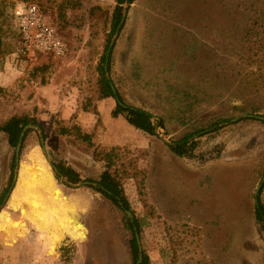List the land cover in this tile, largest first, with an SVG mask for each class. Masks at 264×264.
Listing matches in <instances>:
<instances>
[{
	"label": "rangeland",
	"instance_id": "obj_1",
	"mask_svg": "<svg viewBox=\"0 0 264 264\" xmlns=\"http://www.w3.org/2000/svg\"><path fill=\"white\" fill-rule=\"evenodd\" d=\"M81 1V8L71 9L68 0H0V125L25 111L40 122L28 84L34 88L55 72L67 87L80 89L82 107L94 113L98 67L109 47L116 0ZM248 1L134 0L128 8L108 76L126 104L164 122L157 136L146 135L152 139L146 147H122L115 159L133 220L89 187L93 184L69 187L57 178L41 146L43 135L51 160L64 162L48 125L38 124L41 132L27 130L32 131L20 150L14 185L16 149L0 131V264H19L17 225L23 220L30 223L25 228L29 237L44 230L35 228L33 220L69 232L74 239L65 243L75 248L65 255L66 263L135 264L127 218L138 221L142 253L150 264H264V232L255 200L264 178V119L232 121L243 114L264 117V88L241 81L252 66L242 65L236 54L240 45L234 36ZM20 2L42 7L68 44L66 57L25 55L12 21ZM95 6L100 9L92 14ZM240 103L258 111H236L234 105ZM191 132L198 141L192 158L176 155L161 139L174 142ZM80 174V183H93L101 175L95 170ZM259 200L264 204V184Z\"/></svg>",
	"mask_w": 264,
	"mask_h": 264
},
{
	"label": "trees",
	"instance_id": "obj_2",
	"mask_svg": "<svg viewBox=\"0 0 264 264\" xmlns=\"http://www.w3.org/2000/svg\"><path fill=\"white\" fill-rule=\"evenodd\" d=\"M131 3L134 0H130ZM4 2V0H1ZM69 6L71 9H78L82 7L81 0H68ZM126 0H116V6L112 13L111 18V28L107 38V47L112 36L115 34L118 24L120 23V19L122 17V11ZM243 12L245 16L241 23L238 25L235 34V43L240 45L239 50L236 52L239 61L243 63L251 69L246 70L241 75L242 79L247 81V83L253 87H256L258 90L264 88V0H249L247 6H245ZM100 9L98 6L91 8V13L94 14L96 10ZM1 14V11H0ZM60 33V32H59ZM2 46L3 41L0 37V54L2 53ZM110 61L106 66V55L102 57L101 64L98 67L99 77H98V90H99V99L113 97L116 100L121 101L125 106L117 103L115 109L113 110V116H118L122 114L125 116L127 121L133 125L136 129L141 130L150 135H158L156 132V127L159 126L161 128L164 127V122L160 120H155L154 115L149 111L126 104L124 98L119 94L118 91L114 92L112 89V84H114L113 80L108 76V72H110ZM249 108L247 104L240 103L235 104L234 109L240 112H257L258 108L253 106ZM83 110L90 111L89 107L86 105L83 106ZM93 112L98 114L99 112L94 105ZM220 120H217L212 123V125H217ZM27 124H36L38 125V121L30 117V115H13L9 120L5 121L0 125V131L4 132L8 136L9 144L17 149L21 133L24 127ZM74 129L78 133V138L88 143V145L94 148V158L99 161H104L106 163L105 170L101 173L100 178L97 181V186L89 185L90 188H93L95 191L101 193L105 196L112 204L117 206L118 208L125 210L131 209L129 200L124 192L123 185L121 182L122 176L119 175V169L114 168L115 159L119 157L118 150H120V146L114 147H105L101 145H96L92 141V136L87 133H83L82 130L77 127L73 126ZM32 130L26 132L23 144L21 148L24 147V142L28 134ZM68 132V130H64ZM196 132H191L185 134L179 140L174 141L173 145H169L170 149L178 156L192 158L194 157L195 150L198 145L197 140H192L193 136ZM20 155V154H19ZM16 167V156H14L13 161L11 163V177L10 181L12 182L14 178V170ZM125 170V169H124ZM123 174L128 175L126 172ZM65 176L73 183L81 182V174L75 170L72 166L66 165L64 162L57 164V178L60 176ZM124 176V175H123ZM260 208L256 211L257 220L260 223L261 230L264 232V204L260 202ZM129 227L133 233V238L130 241V251L135 264H138L139 260V247L137 243V239L135 236L136 230L134 229V224L137 226V231L140 232V225L138 221L135 219L134 223L130 222ZM70 242V241H69ZM73 243H67L65 246L62 247V250L65 252V255H71L74 250ZM140 264H150L149 258L146 254H144L143 259Z\"/></svg>",
	"mask_w": 264,
	"mask_h": 264
},
{
	"label": "crops",
	"instance_id": "obj_3",
	"mask_svg": "<svg viewBox=\"0 0 264 264\" xmlns=\"http://www.w3.org/2000/svg\"><path fill=\"white\" fill-rule=\"evenodd\" d=\"M65 81L66 79H63L61 75L55 72L47 77L46 82L40 81L36 83L34 88H31L30 84H28L27 89L33 92L32 104L34 109L37 108L36 115L40 119V122L37 119L40 126L44 124L54 128V133L58 140V151L61 152V158L66 165L72 166L79 173L87 171L93 173L95 170V172L100 174L106 168L104 161L94 158V148L74 136L73 126L79 127L83 133L91 134L92 141L96 145L105 147L133 148L143 146L144 148L147 146V140L152 142V139L146 138V135L151 136L150 134L136 129L127 121L124 115L113 116V110L117 104L113 97L95 100V106L99 112V115H95V113L83 110L79 100L80 89L76 86L67 87V82L64 83ZM63 84H65L64 89ZM28 112L25 111L19 113V115H30ZM33 113L35 112L33 111ZM60 124L62 127H60ZM64 130H68V132ZM46 146L47 149L50 148L48 140ZM82 153H85L86 156ZM162 158L164 163V157ZM52 174L53 172L51 171ZM81 177L84 178L82 174ZM13 190L14 188L12 192ZM19 222L21 223L17 225L21 234L18 237L20 238L18 239L20 251L17 253L19 264H22L23 260V264L74 263H66L64 261L65 252L61 249L65 246L66 239H74L69 232H63L60 227L46 228L41 223L33 220L35 228L44 230L41 232L36 231L37 236L29 237L25 234V228L30 223L24 220Z\"/></svg>",
	"mask_w": 264,
	"mask_h": 264
},
{
	"label": "built area",
	"instance_id": "obj_4",
	"mask_svg": "<svg viewBox=\"0 0 264 264\" xmlns=\"http://www.w3.org/2000/svg\"><path fill=\"white\" fill-rule=\"evenodd\" d=\"M12 21L26 56L48 54L54 58L67 56L69 47L52 19L36 3L20 2L12 10Z\"/></svg>",
	"mask_w": 264,
	"mask_h": 264
},
{
	"label": "water",
	"instance_id": "obj_5",
	"mask_svg": "<svg viewBox=\"0 0 264 264\" xmlns=\"http://www.w3.org/2000/svg\"><path fill=\"white\" fill-rule=\"evenodd\" d=\"M131 1L130 0H126L125 4H124V7H123V11H122V17L120 19V23L118 24V27H117V30L115 32V36L111 39L110 43H109V47H108V50H107V53H106V66L105 68L107 69V64L109 62V59H110V56H111V53L113 51V48L115 46V43H116V40H117V35L119 34L121 28L124 26L125 22H126V17H127V13H128V8L130 7L131 5ZM112 89L114 90V92L117 91L116 89V86L114 84H112ZM117 103L125 106V104H123L121 101L119 100H116ZM241 118H258V119H264V117L260 116V115H256V114H243V115H240L239 117H235L234 119H232V121H237ZM37 128L40 132L42 131L41 128L39 127V125H36V124H27L22 133H21V136H20V140H19V143H18V146H17V149H16V155L17 157H19V153H20V150H21V146H22V142H23V139H24V136L26 134V131L30 128ZM161 127L157 126L156 127V132L159 134V129ZM161 139L168 142L169 145H173L174 142H169L165 139L164 136H161ZM41 146H42V149L46 155V157L48 158L49 160V163L51 165V167L54 169V171L57 172V164H55L51 158L49 157V154H48V151H47V146L45 144V138L43 137V135H41ZM19 161V158L17 159ZM18 174H19V164L16 166V170H15V177H14V184L15 182L17 181V178H18ZM60 180L67 186L69 187H80L81 185L83 184H93V185H96L97 183L96 182H89V181H85L83 183H73L71 182L69 179H67V177L65 176H60ZM263 184H264V178L262 180V183L258 186L256 192H255V200L256 202L258 203L259 201V195H260V192H261V189L263 187ZM12 189H10L9 193L6 195V198L4 200V202L7 201L8 197L10 196L11 192H12ZM1 211V209H0ZM126 212V214L129 216V218L131 220H133V213L132 211H130L129 209H125L124 210ZM135 236H136V239H137V243H138V247H139V250H140V253H139V260H138V264L141 263L142 259H143V253H142V246H141V238H140V234L138 233L137 231V227L135 226Z\"/></svg>",
	"mask_w": 264,
	"mask_h": 264
},
{
	"label": "flooded vegetation",
	"instance_id": "obj_6",
	"mask_svg": "<svg viewBox=\"0 0 264 264\" xmlns=\"http://www.w3.org/2000/svg\"><path fill=\"white\" fill-rule=\"evenodd\" d=\"M15 156H16V166H17V163H18V160H17V159H18L19 157H17L16 154H15ZM15 170H16V167H15ZM15 170H14V173H15ZM14 177H15V175H14ZM13 179H14V178H13ZM9 191H10V190L7 191L6 195L9 193ZM6 195H4V197H3V203H4V200H5V198H6ZM259 205H260V200L258 201V203L256 202V211H257V209L260 208Z\"/></svg>",
	"mask_w": 264,
	"mask_h": 264
}]
</instances>
